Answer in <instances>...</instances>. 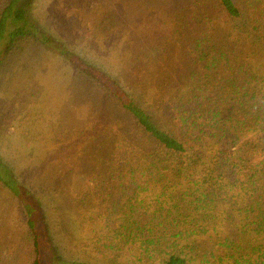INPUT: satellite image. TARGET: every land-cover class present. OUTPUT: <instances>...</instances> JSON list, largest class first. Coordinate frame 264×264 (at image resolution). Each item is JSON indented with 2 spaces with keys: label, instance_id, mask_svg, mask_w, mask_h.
Wrapping results in <instances>:
<instances>
[{
  "label": "trees",
  "instance_id": "obj_1",
  "mask_svg": "<svg viewBox=\"0 0 264 264\" xmlns=\"http://www.w3.org/2000/svg\"><path fill=\"white\" fill-rule=\"evenodd\" d=\"M33 1L0 0V71L38 46L72 57ZM62 11L84 48L78 96L95 105L47 140L49 172L14 173L0 157L20 200L0 198L11 206L0 264H264V0H64ZM46 193L65 226L51 225Z\"/></svg>",
  "mask_w": 264,
  "mask_h": 264
},
{
  "label": "rangeland",
  "instance_id": "obj_2",
  "mask_svg": "<svg viewBox=\"0 0 264 264\" xmlns=\"http://www.w3.org/2000/svg\"><path fill=\"white\" fill-rule=\"evenodd\" d=\"M85 2L89 3L90 0ZM33 5V13L37 20H41L43 31L51 32L54 37L62 36L64 39L60 41L70 51L72 57L64 61L63 58L53 55L56 52L53 48L49 50L44 45L30 49L31 52L28 54H21L23 56L21 61L12 58L3 60V64L10 66H4L0 71V157L12 163L10 167L14 173L21 172L27 166L28 168L33 166L37 168V171L45 172L56 168V155L52 153V157L46 156L49 150L47 140L52 139L56 129L65 126L70 128L71 125L78 124L83 113L82 109H87L91 104L95 105L89 102V98L81 99L78 96L81 86L76 87L73 80L75 70L73 64L80 63V52L84 48L82 40L77 39L75 31L64 17L62 11L64 0H34ZM93 48L88 49V53H91ZM94 50L98 53V50ZM91 98L99 100L94 94ZM74 99L77 100L78 105L72 111L71 104ZM17 101L21 103V108L14 107ZM99 108H101L100 104L93 111ZM13 114L17 117L22 116V121L9 122L8 118ZM24 118L27 119L23 121ZM71 130L69 129L67 133L69 140L73 138ZM41 183L43 181L39 179L38 184ZM61 190L63 194L66 186H62ZM37 196H39L38 192ZM0 198L20 204V200L1 181ZM46 198L42 200V203L44 211L51 219V225L65 226L68 223L67 218L60 214L57 204L51 201L54 200L55 194L46 193ZM62 198L60 203L66 209L69 200L65 195ZM8 200L0 203V207L11 208ZM1 227L3 226L0 224V229ZM59 239L64 241L63 243L69 242L67 237ZM75 244L76 242L71 239V247ZM79 250L80 248L76 247L77 257L87 253L78 254ZM94 259L95 261H92L94 264H126L125 258L117 256L113 259L104 257ZM53 264H56V260Z\"/></svg>",
  "mask_w": 264,
  "mask_h": 264
}]
</instances>
